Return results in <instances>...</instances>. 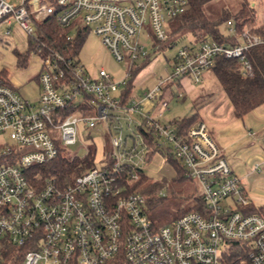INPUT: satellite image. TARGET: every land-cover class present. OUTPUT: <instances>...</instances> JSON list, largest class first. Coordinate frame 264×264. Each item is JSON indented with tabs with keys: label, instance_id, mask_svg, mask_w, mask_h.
<instances>
[{
	"label": "built area",
	"instance_id": "obj_1",
	"mask_svg": "<svg viewBox=\"0 0 264 264\" xmlns=\"http://www.w3.org/2000/svg\"><path fill=\"white\" fill-rule=\"evenodd\" d=\"M248 4L261 13L258 0ZM56 6L0 0V29L10 36L16 26L39 43L36 24L51 18L74 28L68 40L86 28L128 71L117 82L103 69L93 78L79 60L32 51L41 63L36 103L0 80V264H222L232 242L243 249V264H264V215L248 211L251 200L208 125L184 132L163 120L171 101L184 99L182 80L203 84L219 58L239 61L243 76H253L248 53L264 48V15L241 32L227 22L234 45L207 39L181 47L152 85L125 100L132 70L150 62L142 37L153 48L165 44L170 23L191 0H57ZM167 83H174L171 100L162 98ZM97 125L107 150L99 155L94 144L93 164H81L80 175L68 181L40 173ZM90 151L69 157L84 161ZM170 157L199 183L203 206L160 226L134 187L142 178L154 183L149 167L161 158L160 170ZM165 188L157 197H166Z\"/></svg>",
	"mask_w": 264,
	"mask_h": 264
},
{
	"label": "rangeland",
	"instance_id": "obj_2",
	"mask_svg": "<svg viewBox=\"0 0 264 264\" xmlns=\"http://www.w3.org/2000/svg\"><path fill=\"white\" fill-rule=\"evenodd\" d=\"M248 4V0H242ZM261 6V13L254 11V16L248 23L249 26L255 25L260 19V16L264 15V0H258ZM229 9L235 12L239 9V1L237 0H215L206 6V12L212 19H216L220 16L223 9ZM6 28L0 29V70L5 69L9 72L11 78H16L20 82L22 81L25 85L20 89L19 95L24 97L26 100L36 103L38 99V86L36 83V77L40 72L41 63L37 57L28 52L29 37L25 32L18 27H13V33L10 36L5 34ZM223 32L229 34L227 28H223ZM196 38L193 36H184L178 40V42L172 47L164 51H160L159 47L153 48V43L148 41L144 36L142 42L149 50L150 53V64L141 72L139 77H136L134 84L139 85L140 80L146 78V83L141 85L142 87L148 85L152 81L153 77L160 76L164 73L165 67L169 66L168 61L176 55L178 50L188 45ZM17 53L24 54L28 57V62L25 68H19ZM80 64L85 67L87 73L95 78L98 72L103 69L105 70L114 81L122 80L128 68L125 64L118 63L102 45L99 37L94 33L90 32L85 37L83 46L79 52ZM138 65H141L140 63ZM15 79V80H16ZM152 83L149 84H153ZM139 87V90L143 89ZM201 86H197L198 90ZM203 89L206 91L204 100L208 94H215V98H218L220 88L216 80L211 77L203 84ZM142 91H139V94ZM195 95H187V97L181 102L176 103L171 101L170 109L166 111L163 120L169 122L174 119H180L193 115L198 110V104L204 100L197 99ZM212 98V97H211ZM213 99V98H212ZM211 100V99H210ZM206 101V100H205ZM201 104H199L200 109ZM102 126L97 125L96 129L84 132L83 137L79 139V142L75 146L66 148L65 154L67 156L77 155L84 157L87 154V149H92L95 144L98 154L107 150V145L103 138ZM211 135L213 139L212 132ZM91 137V138H89ZM264 132L262 139L258 142V147L254 150H249L241 153L237 150L241 145H232L224 152L229 165L233 169L235 175L241 180L243 187L245 188L249 199L253 207L256 210L264 208ZM216 141V140H215ZM244 142H246L244 140ZM249 144V141H248ZM241 153V154H240ZM159 164H161V158H155L153 165L149 167L147 174L149 177L157 182H167L168 188L164 189L166 197L163 198L164 204L149 210L148 214L151 220L158 223V225H164L169 220L177 217L178 211L188 210L196 204V200L201 195V188L199 183L196 181L188 180L183 184L175 183L177 172L174 170L171 164H166L159 170ZM152 183V184H154ZM155 185V184H154ZM165 185V186H166ZM179 192L178 198H175L173 193ZM147 197V196H146ZM154 197V196H153ZM181 202L180 205H177Z\"/></svg>",
	"mask_w": 264,
	"mask_h": 264
},
{
	"label": "trees",
	"instance_id": "obj_3",
	"mask_svg": "<svg viewBox=\"0 0 264 264\" xmlns=\"http://www.w3.org/2000/svg\"><path fill=\"white\" fill-rule=\"evenodd\" d=\"M47 1L53 3L58 10L56 6L57 0ZM213 1L215 0H191L189 10L170 23V38L165 44H158L159 50L164 51L168 48H172L180 38L190 35L196 38V42L212 39L219 44L226 43L234 45V42H230V35L223 32V28H227L226 24L231 20L235 22L237 30L241 32L245 27L249 26L248 23L253 18L254 11L246 2L237 0L239 1V9L237 11L232 12L225 8L218 18L212 19L206 12V6ZM36 28L39 33L40 42L32 43L29 41V50L27 53L30 52V54H32V51H36L41 56H45L49 53L56 52L65 58H71L76 61L79 60V52L83 46L85 37L90 33L88 29L82 28L80 31L75 32L72 40H68L67 37L73 34L74 28H61L57 24L55 18H51L43 23H37ZM248 58L253 65L254 73L252 77H244L239 61L231 59H217L215 66L209 71L211 77L218 83L220 90L226 94L231 102L234 115L241 121L245 119L246 115L264 104V48L260 46L251 49L248 53ZM17 59L19 68H25L28 57L24 54L17 53ZM148 63L149 60L132 70L133 73L128 81L125 93L123 94L125 100L131 97L134 87L133 82ZM36 79H38V77H36ZM0 80L6 86L17 91L11 83L10 74L7 70H0ZM173 86L174 83H167L165 85L162 98L167 100L172 99L174 95ZM179 87L181 86L179 85ZM213 94H210V96ZM185 98L186 95L184 96V99ZM198 110L191 116L174 119L173 123L178 125L182 131L187 132L188 129L196 123L204 122ZM94 151L95 147L91 149L89 156H87L84 161L77 158L72 160L65 153H61L54 161L46 164L40 173L43 176H58L61 180L72 181L73 178L83 172L84 168L79 167L81 164H85L86 166L93 164L95 156ZM169 162L177 172L175 183H185L187 179L184 176L183 169L171 157ZM166 183L167 182H160L157 184L156 182L154 185L149 183V180L146 178H142L134 189L147 196L149 209L152 210L164 204V199L157 197V192L161 190ZM178 194L179 192H176V190L173 193L175 198H178ZM180 204L181 202L177 205ZM202 206V203L198 200L197 205L190 207L188 210L180 209L177 213V217L188 211H199ZM248 211L262 213L264 215V208L256 210L251 206ZM244 259V251L239 246V243L232 242L231 247L223 254L222 264H243L242 262ZM244 264L246 263L244 262Z\"/></svg>",
	"mask_w": 264,
	"mask_h": 264
},
{
	"label": "crops",
	"instance_id": "obj_4",
	"mask_svg": "<svg viewBox=\"0 0 264 264\" xmlns=\"http://www.w3.org/2000/svg\"><path fill=\"white\" fill-rule=\"evenodd\" d=\"M149 64L150 62L148 63V65ZM147 66H145L142 69V71ZM141 72L137 75V77H139ZM210 78H211V74L210 72H207L205 75L204 83ZM10 79L12 85L17 89V92L18 90L20 91V89L25 85V83H23L22 81L20 82L16 78L10 77ZM153 79L154 77L152 78V81ZM152 81H150L149 83H152ZM134 82L133 85L135 86L134 88L136 89L132 93L133 95H140L141 93L139 94V91H142V89L139 90V87L146 83V78L140 80L139 85H135ZM36 83L39 90L38 91V97H39L40 88L37 79H36ZM203 84H201L202 85L201 89L198 90L197 89L198 87L194 86L190 80L183 79L181 82L186 97L187 95L194 94L195 95L194 97L196 98L194 100L195 102L197 99H200L201 101L204 100L203 98L206 91L203 89ZM144 87H147V85L143 86L142 88ZM218 91H219L218 98L217 97L215 98L214 96L215 94H213L212 96H210L211 93L208 94V96H206L205 99L206 101L204 100L202 101V103H200L201 106L200 109L198 110L202 120L208 125L210 131L215 137L214 139L216 140L215 142L221 148L223 153L228 149L229 146L231 148L232 145L234 146L238 144H240L241 146L237 148V150H240L241 153L256 149L258 147V142L262 139V135L264 132V104L258 107L257 109H255L253 112L246 115L245 119L241 121L238 118H236V116L234 115L233 106L229 101L228 97L226 96V94L222 90H218ZM249 132H254L255 133L254 137H251L249 135ZM244 140L246 142H244Z\"/></svg>",
	"mask_w": 264,
	"mask_h": 264
}]
</instances>
